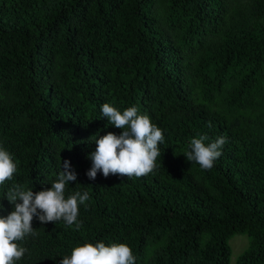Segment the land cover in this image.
Masks as SVG:
<instances>
[{
	"label": "trees",
	"instance_id": "1",
	"mask_svg": "<svg viewBox=\"0 0 264 264\" xmlns=\"http://www.w3.org/2000/svg\"><path fill=\"white\" fill-rule=\"evenodd\" d=\"M106 102L162 129L153 172L87 176L96 134L123 131ZM199 135L226 138L211 170L183 154ZM0 146L17 165L0 215L8 187L49 188L64 161L65 197L89 194L79 230L34 218L16 264L100 241L136 264H230L234 234L235 264H264V0H0Z\"/></svg>",
	"mask_w": 264,
	"mask_h": 264
},
{
	"label": "clouds",
	"instance_id": "2",
	"mask_svg": "<svg viewBox=\"0 0 264 264\" xmlns=\"http://www.w3.org/2000/svg\"><path fill=\"white\" fill-rule=\"evenodd\" d=\"M101 112L110 124L123 131L119 135L114 132L103 136L96 134V148L89 153L92 164L87 176L95 180L97 173L102 172L105 178L109 175L139 178L153 172L161 155L159 145L164 142L162 129L136 105L121 111L106 102L102 104ZM208 139L206 135L192 138L189 148L183 152L188 161L198 164L202 170L212 169L226 143L223 136L205 143ZM16 171L12 155L0 146V186L12 180ZM76 180L77 173L71 162L64 161L62 170L49 188L34 192L32 188L14 183L6 189L4 198L14 210L0 215V264H16L28 251L18 242L37 234L33 227L34 218L42 224L63 220L67 226L75 224L79 230V205L86 204L89 194L75 191L65 197L66 186ZM60 264H136V257L126 243L86 242L73 247L71 254L64 255Z\"/></svg>",
	"mask_w": 264,
	"mask_h": 264
},
{
	"label": "rangeland",
	"instance_id": "3",
	"mask_svg": "<svg viewBox=\"0 0 264 264\" xmlns=\"http://www.w3.org/2000/svg\"><path fill=\"white\" fill-rule=\"evenodd\" d=\"M248 237L245 234H234L229 239V245L231 248L230 264H235L237 256L247 247Z\"/></svg>",
	"mask_w": 264,
	"mask_h": 264
}]
</instances>
